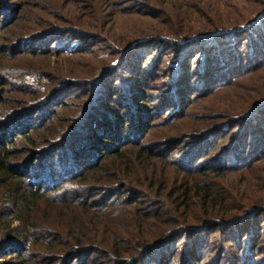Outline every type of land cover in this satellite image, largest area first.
<instances>
[{
    "label": "trees",
    "instance_id": "trees-1",
    "mask_svg": "<svg viewBox=\"0 0 264 264\" xmlns=\"http://www.w3.org/2000/svg\"><path fill=\"white\" fill-rule=\"evenodd\" d=\"M261 5L262 8L253 13L256 17L251 15L245 19L240 17L242 11L239 8L229 7L222 15H231L228 26L219 25L209 31L200 29L196 33L184 31V26L187 16L202 14L198 6L194 10L185 6L169 9L167 13H172L169 16L171 20L153 38L138 39L112 58L107 54L111 60L97 74L84 78L80 84L83 91L75 103L63 99V95L71 97V85L67 81L58 85L54 92H46L49 78L45 71L19 67L13 74L10 68L0 67L7 80L14 81L0 82V117L2 114L6 117L0 118V264L8 261L9 257L5 256L13 255L26 261L32 256V242L39 240L44 241L45 248L49 250L54 251L57 247L62 250L61 259L59 256L46 258L45 264H74L75 261L76 264H173V256H152L164 249L176 230H179L181 238L188 241V251L185 249L188 255L179 264H200L199 256H203L205 251L211 253L210 239L218 232L225 238L226 247L230 244L235 249L225 251L219 258L220 263L207 264H254L255 247L264 244V195L258 192L259 189L264 190V184H260L264 173H256L264 162V94L238 111L240 115L224 113L216 118L215 123H195L200 127L190 125L181 135V141L170 139L158 151L142 142L147 135L142 131L145 126L150 129L148 122L153 120L150 119L153 115H141L136 122L132 113H125L120 119L121 103L112 104L115 93L119 92L114 84L116 75H108L117 66L124 65V60L127 61L133 50L150 48L147 43L155 41L154 51H165L167 59L168 55L174 58L171 63L174 66L169 69L168 85L172 93L169 105L177 107V110L184 103L189 105V98L197 90L206 92L204 98H210L241 79L264 70V3ZM0 6V35L3 40L4 27L18 20V10L9 3ZM166 6L170 3L167 2ZM16 34L18 37L19 33ZM97 39L100 37L95 33L52 26L45 34H35L27 41L21 39L24 41L18 44L28 42L35 46L28 51L15 45L13 56L19 59L27 55L34 58L33 61L54 55L73 57L86 54L84 57L89 58L90 54L97 52ZM54 42L66 44L54 49ZM41 44L43 46L38 47ZM222 72L229 76L224 79ZM135 80L142 81L140 88H145L143 77L140 79L138 76ZM124 95V100L141 96L139 92ZM166 102L160 106L159 115L168 111ZM68 104L73 107L66 108ZM108 112L118 114L112 122L111 131L114 133L111 137L106 136L100 127L106 126L102 123L108 121L98 122L101 119L105 121ZM166 118L171 121L174 116L171 114ZM56 121L60 124H53ZM6 122L8 124L4 126ZM92 125L95 127L90 131L89 155H85L77 144L76 148L68 143ZM142 125V130H139ZM22 126L25 128L21 129ZM56 127L59 133L55 138L50 137L54 132L44 134L49 138L47 145H55L52 150L48 152L37 146L32 148L30 153L33 154L26 162L19 163L22 159L14 162L19 152L10 149L19 142L18 139L36 145L30 135H40V129ZM45 137L41 139L45 140ZM55 139L58 140L53 142ZM61 140L64 141L60 143ZM185 145L183 155L171 160L173 151ZM169 158L170 164L167 162ZM157 163L177 168L171 169L168 177L157 174L153 168ZM181 173L184 177L179 178ZM156 174L159 181L151 185ZM136 176L144 178V181L136 184ZM229 176L250 177L245 181V190L251 188V191L237 196L233 193L236 188L230 190L225 183H219ZM133 185L141 191L137 190L126 200L121 191L132 190ZM170 186H173L172 191ZM161 188L169 189V194L165 195ZM148 190L155 195L156 205L166 208L165 211L146 212L140 209L143 205L136 206L139 194L144 198L141 202L153 198ZM103 193L108 201L117 198L126 202L130 207L125 213L133 215L135 221L155 220L157 230L141 234L133 224L130 227L119 225L106 249L97 248L98 232L104 229L112 235L111 229L103 225V213L97 209L103 206V201H90ZM44 202L45 216L39 218L40 212L34 208ZM181 209L186 215L180 212ZM15 222L18 225H14ZM199 233L206 237L202 240L193 238ZM99 253L104 257L92 259ZM249 257L253 261L249 262Z\"/></svg>",
    "mask_w": 264,
    "mask_h": 264
},
{
    "label": "rangeland",
    "instance_id": "rangeland-1",
    "mask_svg": "<svg viewBox=\"0 0 264 264\" xmlns=\"http://www.w3.org/2000/svg\"><path fill=\"white\" fill-rule=\"evenodd\" d=\"M140 2L142 3L140 4ZM167 2L170 3V6H166ZM7 3L14 5L16 10H18V20L13 23L14 19L11 22L13 24L4 27L3 31L5 36L3 40L1 39L2 34L0 35V67L10 68L12 71L11 73L13 74L19 67H33L32 69L39 68L45 71L46 77L49 78V82L45 85L46 92H54L59 87L58 85L61 86L62 82L67 81L71 85V92H69L71 97L63 95V99L66 102L75 103L78 102L76 97L83 91V89H80V84L84 78L90 77L91 74H97L100 68H105L104 66L111 60H108L109 58H107V54H110V57L112 58L117 52L120 50L123 52L132 42L138 39L153 38L154 35H157V31L165 29L167 21L171 20L169 16L172 13H167L169 9H177L178 7L185 6L188 7V10H194L195 7L198 6L202 14L198 13L191 17L187 16L186 25L184 26V31H193L196 33L200 29L209 31V29L218 27L219 25L228 26L227 24L231 20V15H222L223 11H226L229 7L239 8L242 11L240 17L243 19L250 17L251 15L256 17V14L253 13L262 8L261 3H264V0H182V3L181 0H0V5H5ZM20 11L23 12L21 13ZM88 12L91 13L88 14ZM213 21L214 23H212ZM52 26L64 29L76 28L97 34L100 37V39H97L99 42L95 46V51L97 52L95 54H90L92 56L89 58L84 57L86 54L73 55V57L60 55L39 57L41 59L38 61H33L32 59L34 58L27 55L19 59L14 58L15 56H13V54L16 53L15 45L20 46L22 49L27 48L28 51L33 50V46L35 45L30 46L28 42L21 44L18 43L24 40L27 41L28 38L35 34H45ZM179 28L181 29L180 26ZM16 33H19L18 37ZM29 35L31 36L26 38V36ZM22 37L24 40H21L23 39ZM155 43V41L154 43H152V41L148 42L147 45H150V48L146 47L144 50H140L139 48L133 50L132 55L129 56L127 61L124 60L125 64L117 66L108 75V77L113 73L116 75V83L114 84L116 85V89L120 92L121 97L119 92L115 93V102H112V104L121 103L119 109L120 119L123 118L125 113H132V117L136 122H138L139 117H142L141 115H153L150 117V119L153 120L148 122L151 124L150 129L148 130V126H145L142 131L144 135L147 134L146 139L144 138L142 140L147 146H154L159 151L161 147H164V143H168L170 139L181 141V135L190 125H198L195 123H200V125L215 123L218 117H221L224 113H231L236 116L240 115L238 113L250 105L255 97L259 98L264 94V70H262L241 79L239 82H236L237 84L234 86L222 89L210 98H204L206 92L197 90V93L193 91L192 96L189 98V105L184 103L182 107L177 110V107L173 108L169 105L172 101L170 100V95L172 94L170 92L171 87L168 85L170 84L169 76L171 75V70L169 72V69L174 66L171 64L174 58L168 55L167 59V52L165 51H160V53L157 50L154 51L156 48ZM65 44L66 42H54L52 43V46L56 49V47L64 46ZM111 44H114V47H112ZM42 46L43 44L38 47ZM101 59L103 61H101ZM196 62H198V58L196 59ZM143 63L145 66H143ZM58 72L59 76L55 77ZM0 75L2 77L0 82L3 80L8 81L9 83H14L13 80H7L6 75L2 71H0ZM138 76L140 79L142 77L144 78L143 82H145V88H140V83L142 81L135 80ZM222 76L225 79L229 75L227 72H222ZM107 83L111 85L109 82ZM117 83L124 88L120 89ZM6 88L12 89L10 86H7ZM0 90H2L1 86ZM127 92L130 93V95L139 92L141 96H134V98L132 97L128 100H124V94ZM144 95L146 96V99ZM165 101H167L166 103L169 109L166 113L162 112L159 115V111L161 110L160 106L163 105ZM72 107L73 106L70 104L66 105V108ZM5 111H8V109H5ZM171 114L174 118L171 121H168L166 117ZM115 115L118 116V114L108 112L105 114V121H103V119L98 121L99 123L108 121L102 123L106 124V126H100L101 129H104L106 136L111 137L112 133H114L111 131V127L113 125L112 122L115 121L113 120ZM2 116L3 117L0 118H4L5 114H2ZM8 122L3 125H7ZM59 122L60 121H56L53 122V124H60ZM19 123L22 124V122ZM93 127L95 126L92 125L86 131H82L79 137L72 139L68 144L72 145V147L75 146L76 148L78 145L85 152V155H89L88 144L91 143L90 134L92 132L91 128ZM24 128L25 127L23 126L21 127V129ZM142 128L143 125L139 130H142ZM58 130L59 128L57 127L51 130L40 129V135H30V138L35 140L36 145L28 143L26 140L18 139L19 142L17 144L15 143L12 149L9 148L11 151L15 150L16 152H19V155L18 153L16 154L18 155V159L14 160V162L18 163L19 159H22L19 163L26 162V160H28L33 154L30 153L32 148H36L37 146L41 149L44 147L48 152L52 150L55 145H47V139L49 138L45 137L44 134L54 132V134L51 133L50 135L53 139V137L55 138L59 133ZM77 135L78 134H76V136ZM144 135L141 134V136ZM41 137H45V140L41 139ZM58 139L53 140V142ZM62 141L64 140H61L60 143ZM131 142L133 143V141ZM185 147L186 145L184 147L180 146L178 150L173 151L171 154V160H176L181 157ZM167 162L170 164V158ZM153 168L157 170V174L162 173L170 177L171 169L177 167L173 168L171 165L168 167L157 163ZM173 173L180 175L178 172H174V170ZM256 173H264V162L260 164L259 171ZM157 174L154 176V182L153 180L151 181V185H153V183H158L159 179L157 178ZM181 177H184L183 173H181L179 178ZM136 178L137 179H134L136 184H140L141 181H144V178L140 179L137 176ZM249 178L250 177L243 178L241 176H229L221 182L219 181V183H225L230 190L236 188L233 193L240 196L251 191V188H249V191L245 190V187H247L245 181ZM128 184H130V182ZM260 184H264V180L260 181ZM170 188H172V191L173 186H170ZM137 190L141 191V188H137L133 185L132 190L131 188H128V190L124 189L121 191V195L123 198H126V200H129L130 196L136 194ZM148 191L151 192L153 198L141 202L144 198L143 195L139 194L137 195L139 198L136 206L143 205L140 209L146 212L165 211L166 208L156 205L153 192L151 190ZM162 191L165 195L170 192L169 189H162ZM258 192L261 195H264V190L259 189ZM105 195L106 194L103 193L102 195L90 199V201H96L98 199L103 201V206L97 207V209L103 213V225L112 231V235L107 234V231H104V229L98 232L97 241L95 242L97 248L103 250L106 249V245L110 242L119 225L130 227L133 224L137 231H141V234L151 233L157 230L156 227L158 226V223L155 220L135 221L133 215H127L125 213V210H128L127 208L130 207L126 202H120L116 200L117 198L108 201V198ZM121 195H118V197ZM237 202L241 204L240 201L237 200ZM104 203L106 204L104 205ZM107 205H109V207H106ZM167 206L170 208V204H167ZM37 208L35 207L34 209L36 211L39 210L40 213L38 214V217H44L46 211L45 202L39 203ZM180 212L183 213V210L181 209ZM183 214L186 215V213ZM105 215H107V217H105ZM262 222L264 223V219ZM14 225H18V223L15 222ZM178 231L179 230H176L174 235L169 238L170 241L164 249L157 254L154 253L155 255L152 257L173 256L175 257L173 264H176V260H178L177 264L183 261L185 256L188 255V252H185V249L188 251V241L181 238ZM205 235H208V233ZM196 237H200L202 240L206 236L199 233L193 238ZM210 240L212 241L210 246L211 253H206L205 251L202 254L203 256H199L200 261H202L200 264H207L210 262L220 263L219 258H221L225 251L227 252L229 249H235L230 246V244H227L226 247L224 244L225 238L220 232L215 233L213 237L211 236ZM255 249H257V251H255L253 256L255 259L254 264H264V244L255 247ZM61 253L62 250H59L58 247L54 251L45 248V242L39 240L38 242H32V256L27 258L26 261L20 260L19 257L15 255L5 257H9L6 263L10 264H45L44 259L46 258L59 256V259H61ZM150 254L148 256H150ZM97 255L98 256L92 257V259L104 257L101 253ZM250 260L253 261L252 257L248 259L249 262ZM76 263L77 261L74 262V264ZM221 264L223 263L221 262Z\"/></svg>",
    "mask_w": 264,
    "mask_h": 264
}]
</instances>
